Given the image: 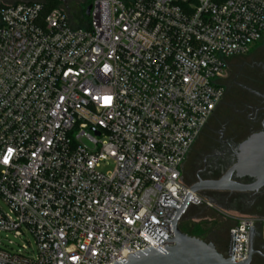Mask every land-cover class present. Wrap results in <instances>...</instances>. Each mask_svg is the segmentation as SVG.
Segmentation results:
<instances>
[{
  "label": "built area",
  "instance_id": "built-area-1",
  "mask_svg": "<svg viewBox=\"0 0 264 264\" xmlns=\"http://www.w3.org/2000/svg\"><path fill=\"white\" fill-rule=\"evenodd\" d=\"M89 4L83 25L42 1L0 6V264H114L170 245L143 229L173 238L176 207L159 201L181 204L227 65L264 38V0ZM192 207L218 210L198 191L183 217ZM218 211L234 219L225 256L236 231L244 262L264 219Z\"/></svg>",
  "mask_w": 264,
  "mask_h": 264
},
{
  "label": "flooded vegetation",
  "instance_id": "flooded-vegetation-1",
  "mask_svg": "<svg viewBox=\"0 0 264 264\" xmlns=\"http://www.w3.org/2000/svg\"><path fill=\"white\" fill-rule=\"evenodd\" d=\"M66 10L70 15L74 13L68 7ZM224 79L223 117L218 127L213 129L218 136L213 138L212 143L204 144V148L191 149L183 164L184 180L186 172L189 181L185 182L190 185L203 186L208 181L220 179L236 182L240 189L226 183L223 190L202 188L198 192L209 195L216 204L231 213L264 219V184L258 185V175L252 176L244 168L240 173L231 171L239 163L256 168L261 166L260 148L264 143V38L252 52L237 56L227 65ZM216 111L213 116H216ZM259 137L260 140L257 139ZM261 225L259 222L255 227L254 253L250 264H264ZM224 240L219 231H214L208 241L215 243L225 255L222 249Z\"/></svg>",
  "mask_w": 264,
  "mask_h": 264
},
{
  "label": "water",
  "instance_id": "water-1",
  "mask_svg": "<svg viewBox=\"0 0 264 264\" xmlns=\"http://www.w3.org/2000/svg\"><path fill=\"white\" fill-rule=\"evenodd\" d=\"M85 2L86 0H77ZM91 4L85 9V15L89 16L91 11ZM264 138V136L262 137ZM260 140V137L257 138ZM260 167H252L246 163L236 164L231 171H238L239 173L245 169L246 173L252 176L258 175V185L264 184V143H261L260 148ZM228 183L234 189H240V186L236 182H227L226 179H220L217 181H208L203 186L191 185V188L186 193L181 204L178 206L172 201L167 194H163L160 199V206L162 207H176V213L172 220L163 221L171 222L173 238L169 239L168 235L162 230L149 222L143 229L161 244L163 241H168L170 245H165L163 248L157 246L156 248L150 246L141 251L136 250L128 254L126 259L121 258L115 261L114 264H250L251 257L254 253L253 250V238L256 229L253 228L250 233V252L249 257L244 262L234 261L235 250V238L236 231H234V243L232 258H227L222 252H220L215 243L188 235L180 228L181 220L183 219V212L186 209V205L190 200L194 191H200L202 188L223 190L225 184Z\"/></svg>",
  "mask_w": 264,
  "mask_h": 264
},
{
  "label": "rangeland",
  "instance_id": "rangeland-1",
  "mask_svg": "<svg viewBox=\"0 0 264 264\" xmlns=\"http://www.w3.org/2000/svg\"><path fill=\"white\" fill-rule=\"evenodd\" d=\"M20 1H42V2H44V0H16V2H20ZM86 1L91 2V0H86ZM60 2L61 3L59 5V7H57V8H61L63 10H66L68 7L69 9H71L74 12L72 15L74 16V20L77 23H81L83 25V24L89 22L90 18L88 16H86L85 13L81 16V9H82V6H84L83 2L82 3L81 2L76 3L73 0H60ZM11 3H15V1L14 0H0V6L6 5V4H11ZM262 40H263V38L256 45H259L262 42ZM255 46H253L252 50L255 48ZM252 50H251V52H252ZM221 83L225 87L226 80L223 78L221 80ZM222 107H223V105L221 103L220 106L218 107L217 111H216V116H213L211 118V120H209L208 124L206 125L207 127L204 128L203 132L201 133L202 135H200L201 137L202 136L204 137L205 134L209 130H211L213 128L215 129L218 127L217 125H219V121L221 120V117H223ZM201 137H199V138H201ZM194 148L195 149L199 148L198 142L194 145ZM185 180L187 182L189 181L186 172H185ZM202 196L207 198L208 200H211L218 210L220 209L222 211L227 212V210L225 208H222L220 205L216 204V202H214L212 199H210L209 195H203L202 194ZM198 208H200V209L192 207L190 212L188 211L189 213L188 212L186 213V215L183 217L181 222L185 221L191 226L197 225L200 223L207 224L210 228H209V231L203 235L204 240H209L211 237V234L214 231H219V233L225 239L222 243V249L225 250L226 245H227V241L229 238L230 228L234 225V219L224 216L222 213H220L218 210H216L214 208H206V207H202V208L198 207ZM196 209L202 210V212L198 213V211H193ZM232 214H236V213H232ZM28 239H29V237H24V242L28 243L30 241V239H29V241H28Z\"/></svg>",
  "mask_w": 264,
  "mask_h": 264
},
{
  "label": "trees",
  "instance_id": "trees-1",
  "mask_svg": "<svg viewBox=\"0 0 264 264\" xmlns=\"http://www.w3.org/2000/svg\"><path fill=\"white\" fill-rule=\"evenodd\" d=\"M60 0H44V13H48L49 11H51L52 9L54 8H57L59 7L60 5ZM89 3V1H85L84 2V6H82V9H81V16L84 14V8L85 6ZM76 25H82L81 23H77ZM235 58L237 57H233L231 58L230 62L233 61ZM229 62V63H230ZM220 106V105H219ZM218 106V107H219ZM218 109V108H217ZM216 109V110H217ZM213 117V116H212ZM211 120V119H210ZM207 127V126H206ZM214 129V128H213ZM213 129L209 130L205 136L201 137V138H198L196 143L198 142V145H199V148H204V144H210L213 142V138H216L218 135L216 133L213 132ZM204 130V129H203ZM203 132V131H202ZM202 135V134H200ZM195 143V144H196ZM194 144V145H195ZM194 147V146H193ZM192 147V148H193ZM194 208H197V209H200L198 207H194ZM202 208V207H201ZM193 210V211H198V213H201L202 210ZM191 210V209H190ZM189 210V212H190ZM188 212V213H189ZM180 228L183 232L187 233L188 235H191V236H195V237H198V238H201L203 239V235L209 231V226L207 224H203V223H200V224H197V225H189L187 222H181L180 223ZM208 241V240H207Z\"/></svg>",
  "mask_w": 264,
  "mask_h": 264
},
{
  "label": "snow or ice",
  "instance_id": "snow-or-ice-1",
  "mask_svg": "<svg viewBox=\"0 0 264 264\" xmlns=\"http://www.w3.org/2000/svg\"><path fill=\"white\" fill-rule=\"evenodd\" d=\"M111 97H104L103 98V102L107 105V104H110L111 103ZM13 152V149H8V153H9V155H11V153ZM9 162V157L8 156H5V158H4V163H8Z\"/></svg>",
  "mask_w": 264,
  "mask_h": 264
}]
</instances>
